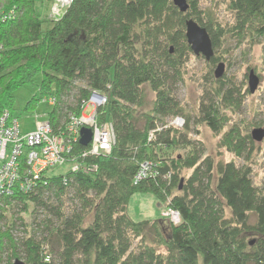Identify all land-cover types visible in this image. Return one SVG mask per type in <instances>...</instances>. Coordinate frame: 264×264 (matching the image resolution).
Segmentation results:
<instances>
[{
    "label": "trees",
    "instance_id": "obj_1",
    "mask_svg": "<svg viewBox=\"0 0 264 264\" xmlns=\"http://www.w3.org/2000/svg\"><path fill=\"white\" fill-rule=\"evenodd\" d=\"M1 3L16 16L0 23V113L13 118L15 91L35 86L38 94L24 111L53 98L46 119L53 133L69 139L66 124L95 92L106 98L95 111L97 123L111 124L115 144L108 155L91 156L89 143L70 140L69 161L44 171L31 193L0 198V264H264V184L251 178L255 144L239 127L223 131L226 112L251 93L242 94L226 73L214 78L227 35L249 49L264 35V0H227L233 23L226 30L197 0H186L181 12L172 0H73L57 21L47 17L52 0ZM188 19L209 33L214 55L205 62L195 116L173 91L194 57L184 34ZM145 89L153 93L148 113ZM175 117L182 127L155 131L148 141L160 122ZM197 124L222 132L219 147L242 163L202 157L203 147L189 135ZM176 149L187 152L168 154ZM147 160L156 175L135 182ZM72 163L94 171L74 172ZM136 194L167 204L181 223L133 221L128 205ZM30 205L26 225L21 215ZM6 209L17 211L7 227Z\"/></svg>",
    "mask_w": 264,
    "mask_h": 264
},
{
    "label": "rangeland",
    "instance_id": "obj_2",
    "mask_svg": "<svg viewBox=\"0 0 264 264\" xmlns=\"http://www.w3.org/2000/svg\"><path fill=\"white\" fill-rule=\"evenodd\" d=\"M201 11H205L206 17L214 19L221 23V26L225 30L232 26V17L227 7V0H197ZM0 8L3 9V5L0 0ZM10 10V9H9ZM47 9L44 7L41 10L42 16H46ZM48 17V15H47ZM50 18V17H49ZM51 19V18H50ZM52 20V19H51ZM257 44L249 49L248 45L240 44L236 39L230 38V35L222 40L221 46L217 49V54L221 55L223 59L224 73L228 76L234 77L240 86H242L241 92L244 93L248 90V72L253 69L255 76L258 77L259 82L257 89L252 94H243V100L240 108L236 109L235 112H226L228 118V125L223 130H228L231 125L239 127L245 133H250L254 128L264 129V35L258 38ZM205 60L202 56L192 57L184 67L183 81L177 83L173 87V91L176 99L180 102L181 106L186 108V111L196 115V108L198 107V99L201 94L203 76L206 72ZM216 70V69H215ZM40 81V75L34 79L35 85ZM37 88L35 86H29L20 88L13 94L14 104L12 115L13 118L18 120L20 129L22 132H28L35 128L38 121H46V116L50 112L51 108L48 105V98L43 101H39L35 110L31 112H25L23 107L27 101L32 97L36 96ZM146 92V103L144 110L148 113L153 100V93L145 89ZM143 111V110H142ZM168 119L163 120V125ZM158 123V125L160 124ZM261 125L250 127L251 125ZM160 126V125H159ZM193 132L189 135L191 141L195 146L201 145L203 147L202 157H212L215 163L218 162H235L241 164V160L236 159L233 155L229 154L225 148L219 147V141L222 137L220 135H214L206 128L204 124H197L191 126ZM197 134L195 135V131ZM254 152L252 153V167H251V178L256 186L264 184V137L261 141H254ZM187 151L176 149V151H169L168 154L172 157L176 155H184ZM191 171L184 172L182 177L186 178ZM128 214L129 217L134 221H142L145 219L156 220L163 219L161 213L168 208L165 203H159L156 198L150 195H134L129 203ZM28 211L21 215L23 222L28 225L31 223L32 206L30 205ZM17 211L13 209H6L5 219L7 224L10 226L12 223V214ZM228 212V211H227ZM225 211V213L228 215ZM253 219H251L252 221ZM167 223L168 221L165 220Z\"/></svg>",
    "mask_w": 264,
    "mask_h": 264
},
{
    "label": "built area",
    "instance_id": "obj_3",
    "mask_svg": "<svg viewBox=\"0 0 264 264\" xmlns=\"http://www.w3.org/2000/svg\"><path fill=\"white\" fill-rule=\"evenodd\" d=\"M73 0H52L48 17L53 21L62 18ZM16 12L12 8L5 11L0 8V23L11 21ZM90 99L83 105L80 116L71 117L65 130L69 139L53 133L48 121H38L35 128L28 132H22L18 120L11 117L8 110L0 113V198L13 197L16 193H31L36 183L41 179V174L52 168L60 167L69 161L70 140H78L81 128L91 130V141L88 153L91 156L108 155L115 144L114 130L110 123L98 124L95 111L105 104L106 98L93 93ZM54 103L49 98L48 105ZM182 127L180 118H168L163 128L159 127L148 134V141L153 140V133L164 128ZM67 137V138H68ZM73 139H70V138ZM72 171L92 172L82 164H69ZM82 165V166H81ZM156 166L152 161H144L138 169L135 182L143 181L147 177L156 175L152 169ZM1 202V200H0ZM1 206V203H0ZM161 216L174 226L181 223V216L172 208H167Z\"/></svg>",
    "mask_w": 264,
    "mask_h": 264
},
{
    "label": "water",
    "instance_id": "obj_4",
    "mask_svg": "<svg viewBox=\"0 0 264 264\" xmlns=\"http://www.w3.org/2000/svg\"><path fill=\"white\" fill-rule=\"evenodd\" d=\"M179 11H185L187 8L186 0H172ZM185 37L186 42L190 46V49L195 56H202L205 61H209L213 55V48L209 33L205 28L199 26L197 22L191 19L185 20ZM224 73L223 63H218L217 68L214 71V78H220ZM259 79L255 76L254 71L251 70L248 73V88L250 93H254L257 89ZM264 137V130L260 128H254L251 131V138L253 141L259 142ZM91 130L84 127L80 130L79 143L82 147H85L91 140ZM14 264H22L15 261Z\"/></svg>",
    "mask_w": 264,
    "mask_h": 264
}]
</instances>
